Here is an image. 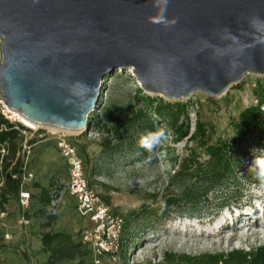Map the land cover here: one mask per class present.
Listing matches in <instances>:
<instances>
[{
  "label": "water",
  "instance_id": "1",
  "mask_svg": "<svg viewBox=\"0 0 264 264\" xmlns=\"http://www.w3.org/2000/svg\"><path fill=\"white\" fill-rule=\"evenodd\" d=\"M129 67L169 100L264 75V0H0V96L29 121L88 131L103 79Z\"/></svg>",
  "mask_w": 264,
  "mask_h": 264
},
{
  "label": "rangeland",
  "instance_id": "2",
  "mask_svg": "<svg viewBox=\"0 0 264 264\" xmlns=\"http://www.w3.org/2000/svg\"><path fill=\"white\" fill-rule=\"evenodd\" d=\"M118 71L121 72L119 77H108L104 83V88L107 87L109 90V99L104 90L101 100L113 108L112 117L108 121L111 133H107L106 129L91 127L89 132L68 133V135L83 158L85 172L92 188L117 215L123 218L124 223H127L124 236L128 239L121 243V250L116 261L103 257L95 263L92 255L88 254L72 261L64 260L56 264H161L162 256L166 252L198 256L264 246V234H254L253 228L249 231L242 229L237 232V237L233 241L228 240L232 232L230 228L224 229V233L217 238H197L192 237V234L191 238L184 236L185 234L180 230L173 231L175 225L184 224L186 221L193 222L196 219L205 224L215 220V217L222 212L223 206L242 204L251 199L256 190L264 189L251 168L256 156L264 155V145L251 146L246 150L243 146H238L235 156L238 162L233 167V180L228 179L213 188L192 209L172 210L165 219L154 223L155 217L145 218L143 208L146 206L153 210L158 207L167 191L179 195L181 186H194L195 189H201L202 183L190 181L188 178L184 181H171L170 176L178 166V161L174 162L175 157L177 159L188 157L191 151L197 148L195 153L203 168L206 167L208 157L204 150L197 146L196 141L174 142L171 131L155 117H153L154 131L160 127L166 128L168 130L166 138L152 153L139 147L140 131L134 129L123 131L126 123L122 120L127 121L131 115L132 106L139 107L136 97L140 95L138 93L140 84L134 78L131 67L117 69L110 76H114ZM258 86L264 87V75L248 73L240 82L232 84L221 96L209 97L195 92L187 98L164 99L187 105L190 131L194 130L195 121H200L205 124V129L209 130L210 144L219 142L230 144L236 134L235 124L239 121V114L257 103ZM143 94L152 97L160 96L148 94L145 91ZM101 107L102 104L94 111L98 119L103 118L102 113L99 112ZM118 124L121 125L120 131L124 132V136H119L112 131ZM47 131L52 130L44 129L45 133ZM105 139L111 142L108 148L103 144ZM9 159L17 162L16 154ZM32 167L35 174L34 184L40 187L48 188L56 180L62 182L67 180V167L60 156L56 140L48 133L39 137V141L33 146ZM34 192L36 195L32 196V202L37 209L28 216L31 218V226L39 227L42 223V219L37 214L40 207L38 200L40 188ZM153 195L156 199L152 198ZM74 200L65 193L60 204L62 208L59 210V207V212L58 210L56 212V219L50 228H43V231L56 230L57 226L59 231L69 232L73 240L77 242L85 219L76 212ZM7 207L10 218L7 219L6 226L0 228V264H45L47 254L38 249L35 243L23 241L22 231L25 228L17 223L19 212L20 215L22 212L18 210L16 200L12 198L10 202H7ZM30 207L32 203L29 209ZM135 213L137 215L133 217ZM5 234L9 235L8 239L5 238ZM130 241L135 243L133 247L129 246Z\"/></svg>",
  "mask_w": 264,
  "mask_h": 264
},
{
  "label": "trees",
  "instance_id": "3",
  "mask_svg": "<svg viewBox=\"0 0 264 264\" xmlns=\"http://www.w3.org/2000/svg\"><path fill=\"white\" fill-rule=\"evenodd\" d=\"M120 74L121 72L118 71L114 76L109 77H119ZM103 82H106L105 78ZM257 89L259 92L257 94L259 96L257 103L254 106L246 108L239 114V121L235 124L236 134L233 141L230 144L224 142L210 144V140L208 139L209 130L205 129L206 126L204 123L195 121L194 130L190 131V119L186 104L170 102L160 96L152 97L143 94V89L139 85L138 93L140 95L136 97V100L139 102V107L132 106L131 115L127 121L122 120L123 123H126L123 131L134 129L139 130L141 134L147 131H154L153 117H155L163 123L162 125L164 127L171 131L174 142L182 140L196 141L197 146L201 147L208 157L205 168L198 162V156L195 153L197 148L192 150L188 157L182 159L175 157L174 162L178 161V166L170 176L171 181H184V179L188 178L190 181L202 183L201 189H195L194 186H181L179 195L167 191L162 198V202L158 204V207L153 210L151 208L148 209L146 206L143 208L145 218L155 217L154 223L165 219L172 210L188 211L192 209L213 188L228 179L233 180V167L238 162L235 157L238 146H243L245 148L244 150H246L251 146L264 145V111H262V107H264V87L258 86ZM105 95L109 99V90L107 87H105ZM102 97L103 93L99 96V106L102 104L99 112L102 113L103 118L98 119V115L92 113L91 117L95 118L92 127L106 129L107 133H111V130H109L110 127H108V121L112 117L113 108L102 102ZM2 121L0 117V122ZM102 121L104 122L102 123ZM121 128V125L118 124L112 131L119 136H124V132L120 131ZM0 139L8 141L10 156L14 157L18 149V143H20L17 140H21L17 136V132H4L0 135ZM38 140L39 138L34 136L31 139V143H36ZM241 143L245 144L242 145ZM103 144L108 148L111 142L105 139ZM111 150L113 151V149ZM18 165L19 160H17L13 167V171H16ZM9 166L10 162H5L3 165L6 180L4 188L0 193V207H3L7 203L8 197L15 198L18 193V182L10 176ZM33 185L40 188L38 196L40 207L37 210V214L42 219L40 226L42 229L50 228L56 219L57 211H49L51 208L53 186L55 184L52 183L48 188L40 187L34 183L32 184V188ZM152 198L156 199V196L153 195ZM136 215L135 213L132 216L136 217ZM126 224L124 223L121 232V243L126 242L128 239L124 236ZM40 241L42 252L47 254L45 264H56L64 260L72 261L76 258L91 254L90 250L82 245L79 240L75 242L72 236L65 232L44 231L41 233ZM134 244L132 241L129 242L130 247H133ZM161 264H264V246L248 250L233 249L229 252L201 254L198 256L178 255L172 252H166L162 256Z\"/></svg>",
  "mask_w": 264,
  "mask_h": 264
},
{
  "label": "built area",
  "instance_id": "4",
  "mask_svg": "<svg viewBox=\"0 0 264 264\" xmlns=\"http://www.w3.org/2000/svg\"><path fill=\"white\" fill-rule=\"evenodd\" d=\"M0 117L3 120L0 122V135L4 132L15 131L17 136L21 138L16 152V161L19 160L16 171H13L16 162L9 159V143L7 140L0 139V193L6 180L3 165L5 162H10L8 169L10 176L18 182V205L23 212L28 209L32 199V184L35 181V175L31 170L32 150L35 143H31V139L34 136L39 138L48 133L56 140V146L68 170V177L65 182L60 180L54 182L49 211L55 212L57 210L65 193L74 198L76 212L86 221V224L79 231V241L90 250L95 263H98L103 257L116 261L121 250V232L124 220L100 198L90 185L83 158L77 146L69 138L68 133H64L62 130L45 133L44 129H48L47 127H34L22 122L17 111L11 109L1 96ZM92 125L93 118L90 116L87 123L88 131L83 130L78 133L89 132ZM39 131L41 133L38 134ZM6 217V211L0 207V228L6 226ZM28 223L29 220L21 215L18 224L26 226ZM5 238L8 239L9 235L5 234Z\"/></svg>",
  "mask_w": 264,
  "mask_h": 264
},
{
  "label": "bare ground",
  "instance_id": "5",
  "mask_svg": "<svg viewBox=\"0 0 264 264\" xmlns=\"http://www.w3.org/2000/svg\"><path fill=\"white\" fill-rule=\"evenodd\" d=\"M17 113L22 122L34 127L41 126L29 121L19 112ZM47 128L52 131H59V129L53 127L47 126ZM62 131L64 133H76ZM252 196L251 199L244 201L242 204L223 206L222 212L215 217V220H210L205 224H202L196 219L193 222L186 221L184 224L179 223L178 226L175 225L173 231L180 230L181 233L183 232L185 234L184 236H190L192 234V237L197 238H217L224 233V229L230 228L232 232L228 237L229 241L236 239L237 232L242 229L249 231L253 228L254 234H264V189L256 190Z\"/></svg>",
  "mask_w": 264,
  "mask_h": 264
},
{
  "label": "clouds",
  "instance_id": "6",
  "mask_svg": "<svg viewBox=\"0 0 264 264\" xmlns=\"http://www.w3.org/2000/svg\"><path fill=\"white\" fill-rule=\"evenodd\" d=\"M165 0H158V3H163ZM161 17L157 22L163 19L164 9H160ZM174 23V21H172ZM168 130L164 127L157 128L155 131H147L142 133L138 138V146L152 153L162 141L166 138ZM251 168L254 171L256 178L260 182V186L264 187V155L257 156Z\"/></svg>",
  "mask_w": 264,
  "mask_h": 264
},
{
  "label": "crops",
  "instance_id": "7",
  "mask_svg": "<svg viewBox=\"0 0 264 264\" xmlns=\"http://www.w3.org/2000/svg\"><path fill=\"white\" fill-rule=\"evenodd\" d=\"M31 170L33 171V167L31 168ZM34 173V172H33ZM35 175V174H34ZM35 182V181H34ZM34 190H37V187H35L34 185H33V188L31 189V192H32V194L33 195H36V192H34ZM33 198V197H32ZM12 199V197L10 196V197H8V201L7 202H10V200ZM15 200H16V206H17V208H18V210L19 211H21L22 212V214L21 215H24L28 220H29V223L26 225V226H24V231H22L23 233H24V235H23V241L24 242H26V243H35V245H36V247L38 248V249H41L42 248V245H41V241H40V236H41V233L42 232H44L43 231V229L41 228V226H39V227H34V226H31V224H32V222H31V218L28 216L34 209H37V206L35 205V203H33L32 202V199H31V201H30V205H31V203H32V207H30V209H29V207H28V209L26 210L27 211V213H24L22 210H21V208L19 207V205H18V202H17V197H15L14 198ZM73 201V200H72ZM35 206H34V205ZM29 205V206H30ZM73 205H75V200H74V202H73ZM60 207V206H59ZM58 207V208H59ZM5 211H6V213H7V217H6V220H5V224H6V221H7V219H9L10 217H9V214H8V207H7V203L6 204H4L3 205V207H2ZM62 207H60L59 208V210L61 209ZM58 210V209H57ZM59 210H58V212H59ZM57 212V211H56ZM20 212H19V215H18V218H17V223H18V220H19V218H20ZM84 224H86V221H85V223ZM83 224V225H84ZM82 225V226H83ZM39 228H40V230H39ZM56 230H52V232H63V231H59V229H57V226H56V228H55ZM28 231H30L29 232V234H28ZM47 231V230H46ZM65 233H67V232H65ZM68 234H70L69 232H68ZM71 235V234H70Z\"/></svg>",
  "mask_w": 264,
  "mask_h": 264
}]
</instances>
